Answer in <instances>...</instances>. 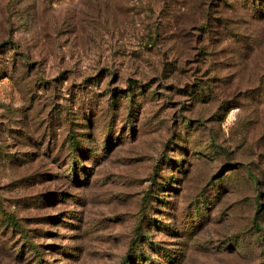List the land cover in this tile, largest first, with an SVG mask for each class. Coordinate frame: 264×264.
<instances>
[{"label": "rangeland", "instance_id": "1", "mask_svg": "<svg viewBox=\"0 0 264 264\" xmlns=\"http://www.w3.org/2000/svg\"><path fill=\"white\" fill-rule=\"evenodd\" d=\"M246 1L0 0V264H264Z\"/></svg>", "mask_w": 264, "mask_h": 264}, {"label": "trees", "instance_id": "2", "mask_svg": "<svg viewBox=\"0 0 264 264\" xmlns=\"http://www.w3.org/2000/svg\"><path fill=\"white\" fill-rule=\"evenodd\" d=\"M243 6H245V8L250 9V11L252 12L253 19L260 20L264 18V0H247L246 3H243ZM259 211H261L260 208L258 212ZM142 260L143 259H141V261ZM136 261H138V259H136Z\"/></svg>", "mask_w": 264, "mask_h": 264}]
</instances>
